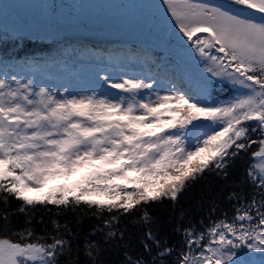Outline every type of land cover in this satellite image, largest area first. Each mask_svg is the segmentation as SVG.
I'll return each instance as SVG.
<instances>
[{"label":"snow or ice","instance_id":"obj_1","mask_svg":"<svg viewBox=\"0 0 264 264\" xmlns=\"http://www.w3.org/2000/svg\"><path fill=\"white\" fill-rule=\"evenodd\" d=\"M0 205V264H264V0H0Z\"/></svg>","mask_w":264,"mask_h":264},{"label":"trees","instance_id":"obj_2","mask_svg":"<svg viewBox=\"0 0 264 264\" xmlns=\"http://www.w3.org/2000/svg\"><path fill=\"white\" fill-rule=\"evenodd\" d=\"M29 51L31 52V51H34L33 49H29ZM12 206L13 207H16L17 206V202H15V201H13L12 202ZM2 205H0V210H2ZM221 207L222 208H225L226 210H227V212H228V215H229V217H231L232 216V209H231V206L230 205H221ZM38 215V214H37ZM213 219H216V217H213ZM23 222V217H21V216H17V217H14L13 218V223H14V225H17V224H20V223H22Z\"/></svg>","mask_w":264,"mask_h":264},{"label":"rangeland","instance_id":"obj_3","mask_svg":"<svg viewBox=\"0 0 264 264\" xmlns=\"http://www.w3.org/2000/svg\"><path fill=\"white\" fill-rule=\"evenodd\" d=\"M59 2V0H58ZM63 2L67 3V2H70V0H63ZM255 163H258V161H256ZM75 179H78V177H76ZM52 185L50 184L49 187H51ZM32 195H39V194H36V193H32Z\"/></svg>","mask_w":264,"mask_h":264}]
</instances>
